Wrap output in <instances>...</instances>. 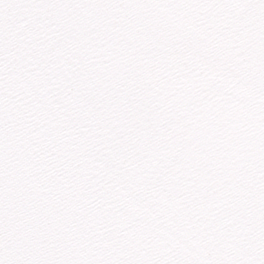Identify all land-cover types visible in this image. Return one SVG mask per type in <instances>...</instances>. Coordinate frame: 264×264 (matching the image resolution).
I'll return each instance as SVG.
<instances>
[{"label":"snow or ice","instance_id":"1","mask_svg":"<svg viewBox=\"0 0 264 264\" xmlns=\"http://www.w3.org/2000/svg\"><path fill=\"white\" fill-rule=\"evenodd\" d=\"M0 264H264V0H0Z\"/></svg>","mask_w":264,"mask_h":264}]
</instances>
